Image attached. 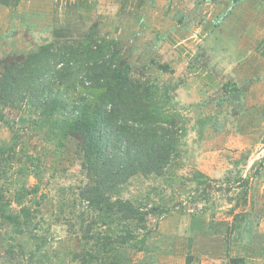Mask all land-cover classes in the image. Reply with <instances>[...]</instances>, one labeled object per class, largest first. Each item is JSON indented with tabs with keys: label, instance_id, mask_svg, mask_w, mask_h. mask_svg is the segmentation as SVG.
Wrapping results in <instances>:
<instances>
[{
	"label": "rangeland",
	"instance_id": "374dc122",
	"mask_svg": "<svg viewBox=\"0 0 264 264\" xmlns=\"http://www.w3.org/2000/svg\"><path fill=\"white\" fill-rule=\"evenodd\" d=\"M39 1L47 0H0V40L16 43L12 45L15 49L23 42L32 45L29 52L13 49L9 56L24 58L39 45L77 41L78 34L66 33L69 11L87 20L82 29L87 27L88 37L81 41L93 36L116 40L135 72L163 86H177L179 78L164 75L152 63L171 67L184 40L169 32L183 23L197 28V38L192 40H208L216 45V52H229L232 40L223 35L236 32L243 54L264 58V21L257 20L264 15V0H61L52 9L59 7L55 23L62 35L49 33V25L43 30L49 36L43 38L33 25L45 13L41 9L50 6L44 8ZM18 14L23 17L17 18ZM220 90L230 103L240 99L234 84L226 82ZM176 105L186 129L178 160L162 175L132 176L113 193V199L154 209L146 218L151 231L147 245L148 255L152 253L159 264H185L187 256L192 257V264H226L228 257H242L245 264H264V125L260 124L264 109L257 117L259 123L253 124L257 119L251 123L258 126L259 135H233V147L224 148L226 135L209 139L207 135L208 141L200 144L199 131L207 122L199 120L193 125L187 109ZM242 111L247 108L238 110ZM249 116L241 118L246 123ZM31 119L35 118L7 109L0 124V201L10 203V213L17 214V194L35 188L36 193L30 192L31 198L23 202L36 217L37 235L45 239V246L37 252L38 242L16 237L0 219V264H79L73 258L82 250L77 217L86 208L77 200V188L88 183L81 168L79 139L45 135ZM214 163L221 167L213 176L198 170ZM19 243L24 244L25 254L35 258L21 257ZM144 255L139 253L138 258Z\"/></svg>",
	"mask_w": 264,
	"mask_h": 264
},
{
	"label": "trees",
	"instance_id": "16d2710c",
	"mask_svg": "<svg viewBox=\"0 0 264 264\" xmlns=\"http://www.w3.org/2000/svg\"><path fill=\"white\" fill-rule=\"evenodd\" d=\"M152 64L161 73L173 72ZM0 65V124L11 109L35 118L31 124L45 135L79 139L88 183L77 188L86 210L77 217L82 250L73 258L79 264H159L147 245L146 218L154 209L113 199V193L136 174L162 175L180 157L186 129L175 108L176 86L135 72L116 40L94 36L41 45L24 58L6 56ZM30 192L36 189L17 194V214L0 201V219L16 237L38 242L40 252L45 239L37 235L36 217L23 202ZM23 245L18 244L20 256L35 258ZM139 253L147 255L139 259ZM185 264H192L191 256ZM226 264L245 262L228 257Z\"/></svg>",
	"mask_w": 264,
	"mask_h": 264
},
{
	"label": "crops",
	"instance_id": "0c3cea01",
	"mask_svg": "<svg viewBox=\"0 0 264 264\" xmlns=\"http://www.w3.org/2000/svg\"><path fill=\"white\" fill-rule=\"evenodd\" d=\"M59 1L61 0L38 2L44 8L50 6L48 10L41 9V12L45 13L39 14L38 19H35L37 23L32 28L38 36L46 37L48 34H44L43 30L49 29V25L51 26L49 33L53 31V35L57 37L62 35L55 23L58 20L59 7H53L52 9V4H57ZM67 14L69 15L68 18L71 19H68L70 26L66 28V33L78 34L79 40L86 37L88 34L87 27L82 28L87 20H82L81 15L76 14V17L73 16L69 11H67ZM6 16L8 18V15H5L4 20ZM21 17H23V14L17 15V18L20 19ZM257 20L264 21V15L257 16ZM65 25L66 23H62V26ZM17 30L23 32L19 26ZM196 32L197 28L187 23L177 25L169 32L174 38L184 40L183 46L170 64L173 72L169 74L179 78V84L174 90L173 97L179 107L187 109L186 112L191 118L190 123L194 125L199 120L207 122L199 131L201 135L200 144H204L211 136L217 138L218 135H226L224 148H232L233 135H259L258 126H252L251 123L254 119H257L259 112L263 115L264 58L256 53L251 56L248 53L243 54L242 40L240 34L236 32H229L227 36L223 35L225 39L232 40L230 41L229 52H221L220 50L216 52V45H212L208 40L206 42L202 39L192 40L193 37L197 38ZM15 44L10 40H0V59L4 56V53L5 57L9 56L8 54L15 49L12 48V45L15 46ZM16 49L29 52L32 45L23 42ZM186 66H190V68ZM226 82L236 86L237 91L240 92L239 100L231 103L228 100L226 101V95L220 90ZM243 108H247V111H242V114L238 112ZM248 114L251 116H249L248 122L245 123L241 117L248 116ZM214 123L216 126H214ZM257 123H259V119L253 122L255 125ZM260 124L263 127V119H261ZM207 135L208 139H206ZM218 165L220 164L214 163V165L207 168L200 166L198 170L205 176H213L221 167H218Z\"/></svg>",
	"mask_w": 264,
	"mask_h": 264
}]
</instances>
